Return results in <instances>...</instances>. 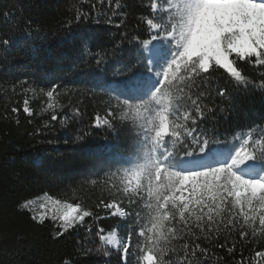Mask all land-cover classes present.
I'll return each instance as SVG.
<instances>
[{
  "label": "trees",
  "instance_id": "trees-1",
  "mask_svg": "<svg viewBox=\"0 0 264 264\" xmlns=\"http://www.w3.org/2000/svg\"><path fill=\"white\" fill-rule=\"evenodd\" d=\"M173 2L0 0V40H10L0 43V264H121L120 243L100 239L112 232L139 249L129 264H197L204 247L207 264H264L254 255L264 250V191L238 195L229 180L245 136L262 167L232 168L240 182L264 173V65L237 60L243 83L214 64L201 72L182 54L189 20ZM146 38L161 54L154 67ZM153 69L158 82L148 79ZM197 103L207 139L190 126ZM97 116L107 125L93 127ZM217 170L221 180L210 184L203 173ZM49 197L97 215L57 237L58 218L39 223L23 207Z\"/></svg>",
  "mask_w": 264,
  "mask_h": 264
},
{
  "label": "snow or ice",
  "instance_id": "snow-or-ice-1",
  "mask_svg": "<svg viewBox=\"0 0 264 264\" xmlns=\"http://www.w3.org/2000/svg\"><path fill=\"white\" fill-rule=\"evenodd\" d=\"M151 8V6H150ZM3 15L7 18L10 13L5 12ZM143 15V14H142ZM206 16L210 19L206 27H203L198 32V38L192 37L191 34L187 39L186 47L193 48L194 59L201 72L207 73L214 64L219 69L225 70L232 77L239 82H245L241 72L237 70L234 65L236 61H244L247 58L255 57V63L258 65H264V0H208V7L205 12ZM79 19V17H78ZM99 22V21H97ZM147 26L151 23V17L146 20ZM117 27L120 25L117 24ZM150 38V37H149ZM149 38L142 39L141 43L144 49L149 47ZM0 43L7 46L10 44V40L4 38L0 40ZM171 53H169L170 55ZM234 57V59H230ZM103 56L101 55L97 59V64L103 62ZM251 62V61H249ZM56 87L53 86L51 90L46 92L48 101L47 109L54 108V92ZM220 96L226 95V90L219 92ZM23 111L31 116L32 111L29 109L28 101H24ZM198 112L195 116V124L190 125L196 128V132L193 134L208 138L206 129H201L200 121L204 116V110L201 105L197 103ZM110 111V110H109ZM208 112H215V109L208 108ZM224 111V109H220ZM12 112H17L15 107L12 108ZM107 115V113H106ZM51 120H57V115L52 114ZM107 118L102 119L97 116L94 120L93 127L99 128L102 125H107ZM47 127V125H45ZM78 139L80 137H77ZM51 199V197H49ZM31 201L26 202L23 207H28ZM53 205L52 219H57L61 222V231L57 232V237L64 235L69 229L75 227L76 224H80L85 221L86 217L97 215L92 211L84 208L81 210L79 205H73L71 203H61L60 200H51ZM43 207V205H42ZM107 209H116L121 216L124 215L123 211L117 208L114 203L105 204ZM58 213V216H57ZM116 213L114 212L113 215ZM36 219V217H33ZM45 214H41L39 217V223H43ZM101 240H106L108 244L118 243L116 235L112 234L105 237L100 235ZM121 251V264H129L128 258L130 256L135 259L136 256L141 257V253L137 248L135 253L132 252V245L125 243L123 240L119 241ZM225 247V245H219ZM235 249V243L226 248V251L231 254ZM84 254H89L90 249H82ZM209 249L203 248V251L196 256L197 264H207ZM214 254V253H213ZM103 255L111 256L112 253L104 251ZM255 257H259L264 262V250H256ZM243 259V258H242ZM65 264H76L71 260H66ZM103 264H111L110 260H104ZM138 264V262H137Z\"/></svg>",
  "mask_w": 264,
  "mask_h": 264
},
{
  "label": "rangeland",
  "instance_id": "rangeland-1",
  "mask_svg": "<svg viewBox=\"0 0 264 264\" xmlns=\"http://www.w3.org/2000/svg\"><path fill=\"white\" fill-rule=\"evenodd\" d=\"M180 5H183V7H180ZM207 7L208 0H190V2L188 3H186L185 0H177V2L172 3L171 8L174 10L175 14L178 15V17H183V19L185 18L189 20V25L186 29L187 36L189 37V35L191 34L192 37L198 38V32L203 27L207 26V23L210 19L209 16L205 15ZM167 37L170 39L173 38L172 35H168ZM186 44L183 48L182 54L188 57L194 56L193 48L186 47ZM149 47V52H157L159 54L158 58L153 63H151V66L154 67V65L160 60L161 54L159 53V50L155 45H151ZM150 75L153 80L157 81H160L163 78V73L159 70L153 69ZM254 142L255 141L251 136H245L241 139V143L235 153V159L230 164L232 165V167H234L233 165H239L241 168L249 171L260 169L262 167L260 164H255L250 161L252 157V148L254 147ZM184 162L192 163V160L184 158ZM232 167L229 169V174L232 175V177H229V180H231L232 183L236 185L238 195H259L264 191V173L256 181L244 180V182H240L239 175L237 174L235 168ZM203 176L205 180L210 184H217L220 182L222 175L221 172L217 170L215 173L205 171L203 173ZM30 206L35 212L38 219L41 214H45V217L52 216L53 205L51 203V199L40 198L35 201H32L30 203ZM112 234H115L117 238V234L115 232H112L107 236H110ZM109 245L115 250H117L119 248V241L116 244ZM148 262H153V258L149 257Z\"/></svg>",
  "mask_w": 264,
  "mask_h": 264
},
{
  "label": "bare ground",
  "instance_id": "bare-ground-1",
  "mask_svg": "<svg viewBox=\"0 0 264 264\" xmlns=\"http://www.w3.org/2000/svg\"><path fill=\"white\" fill-rule=\"evenodd\" d=\"M150 55H151V58H152L151 60H152L153 62H154V61L158 58V56H159V54H158L157 52H155V53H154V52H153V53L150 52Z\"/></svg>",
  "mask_w": 264,
  "mask_h": 264
},
{
  "label": "built area",
  "instance_id": "built-area-1",
  "mask_svg": "<svg viewBox=\"0 0 264 264\" xmlns=\"http://www.w3.org/2000/svg\"><path fill=\"white\" fill-rule=\"evenodd\" d=\"M148 79H150V80H152V81H154V82H157V80H153V79L151 78V75H150V74L148 75Z\"/></svg>",
  "mask_w": 264,
  "mask_h": 264
}]
</instances>
